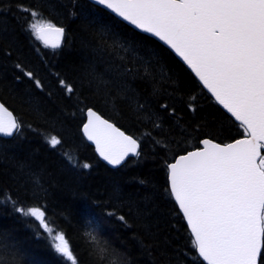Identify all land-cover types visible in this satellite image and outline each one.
<instances>
[{"label": "trees", "instance_id": "1", "mask_svg": "<svg viewBox=\"0 0 264 264\" xmlns=\"http://www.w3.org/2000/svg\"><path fill=\"white\" fill-rule=\"evenodd\" d=\"M17 3L65 28L60 49L43 47L24 30L27 14ZM145 65L164 84L162 96L154 97L138 77L127 78L136 93L131 102L115 85L101 91L84 78L90 66L98 73L108 66L142 73ZM57 73L73 87L70 95ZM137 100L156 113L160 128L141 118ZM0 101L23 125L20 133L0 137V264H70L53 250L38 221L14 211L9 196L17 206L42 207L50 227L65 234L78 264H205L166 192L165 165L203 138L225 143L241 137V130L163 44L88 0H3ZM165 101L175 116L159 109ZM89 107L139 139L141 155L117 168L101 161L81 132ZM52 135L61 140L55 148L46 143ZM85 163L90 167L83 168Z\"/></svg>", "mask_w": 264, "mask_h": 264}, {"label": "snow or ice", "instance_id": "2", "mask_svg": "<svg viewBox=\"0 0 264 264\" xmlns=\"http://www.w3.org/2000/svg\"><path fill=\"white\" fill-rule=\"evenodd\" d=\"M116 17L143 33L159 38L172 49L195 74L200 84L234 118L241 138L217 143L204 138L202 147L173 157L165 165L168 188L191 233L195 252L206 264H261L264 260V0H95ZM3 0H0V5ZM27 14L25 31L43 47L60 49L65 28L43 16L35 8L17 3ZM98 51L102 54L103 48ZM15 67L43 89L32 71ZM110 76L105 80L104 76ZM59 86L67 94L74 89L56 74ZM150 84L154 97L166 91L145 65L105 67L98 73L85 69L84 78L101 91L115 85L129 101L136 100L128 77ZM164 77L161 76V79ZM141 118L160 128V118L136 101ZM159 109L176 115L167 101ZM195 111L194 104H188ZM82 133L95 145V151L113 167L128 157H139L141 141L115 123L104 119L93 108L86 111ZM23 125L0 103V135L12 137ZM30 127V126H29ZM55 148L61 140L52 135L46 140ZM69 163L71 159L66 156ZM83 168H89L85 163ZM14 211L39 222L53 250L70 264H78L62 231L50 227L40 206H17L8 197ZM114 213H109L113 215ZM124 220L123 216L119 217ZM93 243L94 234L89 233Z\"/></svg>", "mask_w": 264, "mask_h": 264}, {"label": "water", "instance_id": "3", "mask_svg": "<svg viewBox=\"0 0 264 264\" xmlns=\"http://www.w3.org/2000/svg\"><path fill=\"white\" fill-rule=\"evenodd\" d=\"M88 1H90L91 3H93V4H95V5H97V6H99V7H101V8H103V9H105L106 11H108L109 13H111L110 12V10H107L106 8H104L103 6H100V5H98L96 2H95V0H88ZM112 15H114L113 13H111ZM115 16V15H114ZM116 17V16H115ZM118 18V17H117ZM118 19H120V18H118ZM121 21H123L122 19H120ZM123 22H125V21H123ZM126 24H128L129 26H131L132 28H134V29H136L135 28V26H133V25H130L129 23H127V22H125ZM137 31H139V32H141V33H143L142 31H140V30H138V29H136ZM144 34H146V35H148V36H150V37H153L151 34H147V33H144ZM154 39H156L157 41H159L161 44H163L167 49H169L176 57H177V59L195 76V74L191 71V69H189L188 67H187V65L183 62V60L172 50V49H170L166 44H164V42L163 41H160L159 40V38H156V37H153ZM196 78V77H195ZM197 79V78H196ZM198 80V79H197ZM200 83V82H199ZM202 86V85H201ZM206 92H207V90L206 89H204ZM208 93V92H207ZM210 96H211V94L210 93H208ZM212 97V96H211ZM213 98V97H212ZM213 100H214V98H213ZM215 101V100H214ZM0 103H2L1 101H0ZM218 106L224 111V112H226V110L225 109H223V107L221 106V105H219L218 104ZM5 107H7L6 105H5ZM8 108V107H7ZM92 108V107H91ZM9 109V108H8ZM93 110L94 111H96L99 115H101L104 119H107L106 117H104L101 113H99L97 110H95L94 108H93ZM9 111H11L10 109H9ZM86 111H87V109H86ZM86 111H85V121H84V123H86L87 122V117H86ZM12 112V111H11ZM13 113V112H12ZM227 113V112H226ZM230 117H231V115L229 114V113H227ZM13 115L15 116V114L13 113ZM16 117V116H15ZM232 118V117H231ZM233 120H234V118H232ZM109 120V119H108ZM110 122H112V123H114L113 121H111V120H109ZM83 123V124H84ZM117 126V125H116ZM117 127H119V126H117ZM120 128V127H119ZM122 131H124L123 129H121ZM81 132H82V127H81ZM128 134V133H127ZM82 135H83V133H82ZM1 137H4V138H10V137H6V136H3V135H0ZM83 137H84V139L94 148V151H95V145L92 143V142H90V141H88L87 140V138L83 135ZM206 138H208V137H206ZM241 138V137H240ZM204 139V138H203ZM209 139H211V138H209ZM237 139H239V138H237ZM235 140V139H234ZM234 140H232V141H234ZM215 141V140H214ZM232 141H229V142H226V143H230V142H232ZM215 142H217V143H221V142H218V141H215ZM198 147H202V145H200V143H199V146ZM197 148V147H196ZM192 150H195V148H193V149H190V150H188V151H192ZM187 152V151H186ZM186 152H184V153H181V154H186ZM95 153H96V155L98 156V158L101 160V161H103L104 163H106L108 166H110V167H112V168H117V167H119V166H121L122 164H124V163H122L121 165H119V166H115V167H113L112 165H110V164H108V162L107 161H105V160H103V158L102 157H100L99 156V154L95 151ZM181 154H178V155H181ZM178 155H176V156H178ZM128 158H131V156L130 157H128ZM127 158V159H128ZM126 159V160H127ZM174 162V159L171 161V162H169V163H173ZM200 258V257H199ZM201 259V258H200ZM202 260V259H201ZM204 262V261H203ZM205 264H206V262H204Z\"/></svg>", "mask_w": 264, "mask_h": 264}]
</instances>
